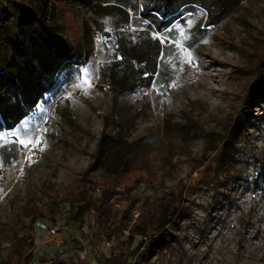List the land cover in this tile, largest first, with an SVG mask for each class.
I'll return each instance as SVG.
<instances>
[{"label": "rangeland", "instance_id": "1", "mask_svg": "<svg viewBox=\"0 0 264 264\" xmlns=\"http://www.w3.org/2000/svg\"><path fill=\"white\" fill-rule=\"evenodd\" d=\"M148 1L128 0L126 24L53 0L50 26L82 64L0 131V264H108L114 241L143 236L139 264H264V0H174L167 36L192 47L180 65L179 43L166 54L162 85L129 80L119 49L136 40L125 28L146 30ZM9 56L1 43L0 67ZM150 233L165 242L145 253Z\"/></svg>", "mask_w": 264, "mask_h": 264}, {"label": "trees", "instance_id": "2", "mask_svg": "<svg viewBox=\"0 0 264 264\" xmlns=\"http://www.w3.org/2000/svg\"><path fill=\"white\" fill-rule=\"evenodd\" d=\"M93 1L96 2L95 14L114 16L118 13L123 16L126 24H129V15L125 9L137 7V2L132 5L128 0ZM148 2L145 3L148 13L144 14L143 19L146 30H136L141 27H135L134 31L125 28L124 36L128 39L136 35V40L128 39L127 42H121L119 49L129 80L135 82L144 79L143 81L148 82V85L153 81L154 85L156 83L160 85L162 78H166L164 70L167 67L163 65V58H166V54L173 52L176 49V43H179L174 36H167L171 31L174 32L172 25L178 18V14L174 0ZM104 3L108 5L104 6ZM54 13L53 0H29L28 3L26 0H0V44L6 43L10 52L6 65L0 67V131L14 130L54 90L64 74L82 64V56L77 55V51L71 44L50 26ZM117 29L120 27L110 29L113 31L111 33H117ZM151 31L167 37L168 44L165 47L162 46L157 36L153 38L150 35ZM179 44L181 52L178 54L177 65L182 63L183 50H189L192 47L190 42ZM150 46L152 51L149 50ZM126 81L125 78L122 86ZM262 85L264 87V80ZM126 89L127 87H121L122 91ZM1 120L4 125H1ZM100 146L102 147V144ZM254 158L260 163L257 169L262 177L264 176V158L258 154H254ZM76 215H83L82 208ZM71 226L78 229L75 224ZM149 236H155V238H151L145 253L152 252L165 242L164 233L157 235L150 233ZM143 237L134 246L131 238L114 241L113 248L107 250L108 255L103 254L106 263L139 264L134 262V252L144 248L145 238ZM75 241L73 238L69 241L70 249L73 251L78 250ZM88 250L93 251L91 245ZM47 261L57 264H85L76 259L75 255L68 259L54 255L47 258Z\"/></svg>", "mask_w": 264, "mask_h": 264}, {"label": "snow or ice", "instance_id": "3", "mask_svg": "<svg viewBox=\"0 0 264 264\" xmlns=\"http://www.w3.org/2000/svg\"><path fill=\"white\" fill-rule=\"evenodd\" d=\"M204 14L205 13L202 11L201 15H204ZM189 15H191V14H189ZM189 23H190V21H189ZM189 62H193L194 63V58H191V54H190V61ZM20 143L23 146L27 147V146H29L32 143V141L31 140H25V141H20ZM37 144H39V141H37ZM28 159H31V157H28Z\"/></svg>", "mask_w": 264, "mask_h": 264}]
</instances>
